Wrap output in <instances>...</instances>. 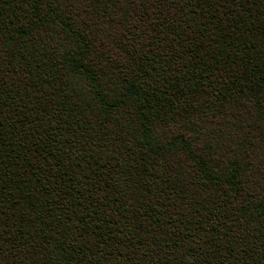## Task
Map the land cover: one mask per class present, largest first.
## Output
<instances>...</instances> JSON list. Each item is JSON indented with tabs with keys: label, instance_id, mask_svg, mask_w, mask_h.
Segmentation results:
<instances>
[{
	"label": "trees",
	"instance_id": "1",
	"mask_svg": "<svg viewBox=\"0 0 264 264\" xmlns=\"http://www.w3.org/2000/svg\"><path fill=\"white\" fill-rule=\"evenodd\" d=\"M0 264H264V0H0Z\"/></svg>",
	"mask_w": 264,
	"mask_h": 264
}]
</instances>
